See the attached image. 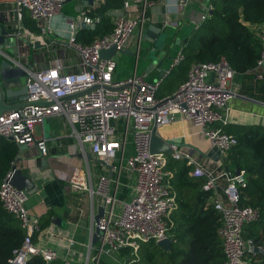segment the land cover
Returning a JSON list of instances; mask_svg holds the SVG:
<instances>
[{"label": "built area", "instance_id": "built-area-1", "mask_svg": "<svg viewBox=\"0 0 264 264\" xmlns=\"http://www.w3.org/2000/svg\"><path fill=\"white\" fill-rule=\"evenodd\" d=\"M67 1L14 0L13 11L18 19L21 20L27 10L40 29V33L35 34L19 25L12 33L19 53L20 47H25V58L29 53L28 42L40 41L46 44L45 47L50 46L46 38L47 33L52 31L50 20L62 13ZM105 1L94 0L93 6L100 7ZM169 1L178 9L191 4V0ZM149 5V0H123L124 10L137 8L140 14L136 17L117 16L113 30L90 44L77 42V33L83 28L82 24L96 26L101 17L91 15L88 8L81 7L77 15L66 19L72 28L69 46L79 54L76 61L68 63L59 58L46 67H36V64L29 67L30 64L12 59L28 75V95L23 106L0 113V137L14 141L18 146H35L45 156L49 152L48 138L37 136L35 127L44 124L50 117H62L72 128L70 136L77 138L84 150L88 146L90 152L106 162L112 171L121 170L128 136L132 134L134 137L133 152L125 164L129 171L136 174L131 199L118 213V200L109 193L111 181L106 175L100 177L98 192L103 193L108 209L96 224L103 230L98 251L89 253L84 264H100L103 255L120 264H131L136 260L131 258L138 254L142 243L171 237L172 214L178 202L169 181L172 173L167 170L168 154L150 150L154 125L159 128L181 115L191 120L224 156L238 143L234 134L217 126L229 123L230 102L240 96L235 88L237 70L225 57L218 61L193 63L179 88L163 97L158 95L163 78L152 82L146 79V73L134 72L124 79H116L117 63L114 58L101 57V50L112 47L117 51L124 49L137 28L147 21ZM211 9L212 4L202 14L198 26L210 17ZM256 28L260 30L262 49L252 73L255 78L264 79V27ZM0 54L10 57L1 48ZM184 60L185 53L180 50L173 58L171 69ZM172 147L171 157L186 160L192 166L190 174L202 178V190L211 194L209 201L220 214L218 233L223 240L225 264H251L249 254L257 250L253 241L244 236V227L257 221L261 212L257 207L241 204L242 188L248 184L246 169L236 167L233 170L223 161L210 165L201 157L182 151L177 145ZM119 152L121 160L116 162ZM12 172L11 168L1 183L0 201L19 220L25 236L13 250L7 264H27L34 256H42L45 262L51 263L59 258V254L54 248L35 243L34 235L41 231L40 221L31 217L26 207L29 192L12 184ZM84 177L85 174L75 175L71 179L72 185L93 193V188L88 186ZM127 249L130 254L121 262L118 254ZM258 250L264 251L262 248ZM64 264H71V260L65 259Z\"/></svg>", "mask_w": 264, "mask_h": 264}, {"label": "crops", "instance_id": "crops-1", "mask_svg": "<svg viewBox=\"0 0 264 264\" xmlns=\"http://www.w3.org/2000/svg\"><path fill=\"white\" fill-rule=\"evenodd\" d=\"M149 1L151 5L147 8V21L142 27L137 28V32L130 37L124 49L113 57L117 63L114 77L124 79L136 72L146 73V79L152 82L163 78L158 92V95L163 97L175 92L186 80L193 63L187 67L184 62H181L171 69L173 58L180 50L184 51L192 32L201 21L202 14L212 3L211 0H191L189 6L178 9L169 0ZM66 4L67 2L62 11L68 12L69 8L74 7V5L67 6ZM78 5L88 8L90 12L98 8L84 4ZM13 6L14 0H0V20L5 22L12 32H16L18 26L22 25L24 29L39 34L40 31L36 32L31 28L33 21H36L32 19L30 13L25 10L22 19L19 20L13 11ZM116 11H122L124 15L130 17L140 14L137 8L126 11L122 7L111 12L113 23L117 17L113 15V12ZM152 24L159 30H153L154 35L150 36L147 35L146 30ZM54 41L49 42L50 46L47 47L28 46L29 53L26 58L23 56L24 46L20 47V56H15L14 46L2 47L10 57L1 54L0 58H8L13 63L12 59H17L28 65L36 64V67H41L43 56L46 61V55H48L46 52L57 47L63 49L69 46L58 40ZM158 42H161V45H158ZM32 53L34 61L29 58ZM49 63L51 62L46 64ZM235 83L240 96L230 102L229 124L264 125V101L254 95L241 92L242 77H236ZM252 92L256 94L255 91ZM71 131L70 124L64 118H48L44 124L35 127L37 136L45 135L48 138V154L43 156L35 146H19L14 163L19 168H23L27 174L37 172L35 181L39 191L29 193L26 203L31 217L45 221V216L51 213L49 224L35 233V243L39 246L54 248L59 254L56 260L70 259L71 264H84L89 253H97L100 245V239L94 243L95 217L102 206L105 207V213L108 209L105 206L103 193L98 192L100 177L102 175L109 177L111 181L109 193L118 200L116 211L121 213L124 203L131 199L136 174L129 171L125 165L127 157L133 152L132 144L126 145L121 170L112 171L106 162L93 154V158L90 159L88 157L89 147L86 146L84 150L77 138L70 136ZM159 132L163 137L175 141L179 149L201 157L207 164L211 165L219 161L226 164V156L212 146L208 138L191 120L184 119L181 115H177L175 120L159 127ZM45 158L47 160L43 164L42 160ZM92 160L94 164H91ZM120 160L119 152L115 161ZM232 168L236 169V167ZM81 174H85L84 179L88 186L93 188V193L72 185L71 179ZM121 254H118V258L122 262L127 256L123 259ZM103 256V258L110 259L109 256Z\"/></svg>", "mask_w": 264, "mask_h": 264}, {"label": "trees", "instance_id": "trees-1", "mask_svg": "<svg viewBox=\"0 0 264 264\" xmlns=\"http://www.w3.org/2000/svg\"><path fill=\"white\" fill-rule=\"evenodd\" d=\"M211 3L210 17L194 29L184 49V64L189 67L195 62L218 61L225 57L237 70L236 77H242L241 92L264 101V79H257L252 73L262 49L260 30L256 27L264 26V0H211ZM122 7L123 0H106L92 10L91 15L101 14V21L94 28H81L76 41L90 44L111 32L114 28L111 12ZM31 28L40 31L34 21ZM217 126L238 139L225 161L230 168L247 171L248 185L242 190L241 204L259 208L261 215L244 227V236L256 247L264 249V125L228 123ZM18 151L19 146L14 141L0 137V186ZM167 170L172 173L169 181L178 202L172 214L174 224L169 231L176 241L170 251L164 250L155 240L142 243L137 257L131 258L136 259L131 264H225L223 240L218 233L220 214L209 201L211 194L202 190L203 179L190 174L192 166L186 160L171 157ZM50 217L49 212L45 221H40L41 229L49 224ZM24 236L25 230L19 220L0 201V264L8 263ZM153 245L163 251L162 258L155 251H145ZM128 254V249L123 250L121 256L124 259ZM249 256L251 264H264V251L257 250ZM27 264H64V261L47 263L42 256H34ZM100 264L110 263L102 259Z\"/></svg>", "mask_w": 264, "mask_h": 264}, {"label": "water", "instance_id": "water-1", "mask_svg": "<svg viewBox=\"0 0 264 264\" xmlns=\"http://www.w3.org/2000/svg\"><path fill=\"white\" fill-rule=\"evenodd\" d=\"M71 0H68L69 2ZM83 4L85 6H93L94 0H84ZM81 9V6H77V11ZM115 16L124 15V12H113ZM73 16H68L66 13H61L51 18L50 27L51 32L47 33L49 36V41L58 40L67 45L70 44L69 40L72 37V28L71 24L66 22V19H71ZM64 22V24H63ZM83 28H94L95 24L87 25L82 24ZM153 30H159L154 24L150 25L146 30L147 35H154ZM12 31L6 26L5 22L0 20V48L3 51L2 47L14 46L15 56H19V49L17 46L16 38L12 35ZM31 47H45L46 44L36 41L34 43L28 42ZM117 49L112 47L110 49L101 50L100 55L102 58H112L117 54ZM29 67H33V64H30ZM28 75L26 71L13 63L8 58H0V113L5 110H11L26 104L28 87H27ZM172 145H176L175 141L167 139L161 135L159 128L154 125L151 132L150 140V150L154 153L164 152L170 155L173 152ZM88 157L91 159L93 155L91 152H88ZM46 158L42 160V163H46ZM12 176L11 182L14 186L19 189H25L29 193L38 192L39 188L36 184L37 172H32L27 174L24 172L23 168H19L16 164L12 166ZM105 214V207L102 206L99 209V213L95 217L96 224L99 222L100 218ZM103 235V230L98 226L95 228L94 232V243ZM176 241L174 237H167L162 240L157 241V244L160 245L164 250L170 251L172 244ZM258 250V247H256Z\"/></svg>", "mask_w": 264, "mask_h": 264}, {"label": "rangeland", "instance_id": "rangeland-1", "mask_svg": "<svg viewBox=\"0 0 264 264\" xmlns=\"http://www.w3.org/2000/svg\"><path fill=\"white\" fill-rule=\"evenodd\" d=\"M83 2H84V0H71V1H69V2H67V6H70V5H74V7L73 8H69L67 11L68 12H65V11H62L63 13H66L68 16H75V15H77L78 14V11L76 10V6H78V4H83ZM66 10V9H65ZM135 32H137V30L135 31ZM47 39H50L49 38V36H47L46 37ZM158 45H161V42H158ZM50 52V53H49ZM49 52H46V54H48V55H46V61H44L45 59H44V56L42 57V64H41V67H46L48 64H46V63H48L49 61L51 62V63H53L56 59H59V58H62V59H64V60H66L68 63H70L71 61H76V60H78L79 59V54H78V52L73 48V47H71V46H67V47H65V48H63V49H61L60 47H57L56 49H53V50H51V51H49ZM0 56H1V54H0ZM51 56V57H50ZM34 57V55H33V53L31 54V56L29 57L30 59H33V61L35 60V58H33ZM51 63H49V64H51ZM46 64V65H45ZM120 129H121V131H123L124 130V127H123V125H122V123H121V125H120ZM132 144V146H134V137H133V135L132 134H130L129 136H128V146H130ZM168 160L171 158V155H168ZM91 164H94V161L92 160L91 161ZM94 166V165H93ZM97 185H95V187H96ZM129 200V199H128ZM184 245H182V247H183ZM186 246H187V241H186ZM185 246V247H186ZM145 251H155V252H157V256L159 255L161 258H162V256H163V251L160 249V248H158V247H156V246H148V248L145 250ZM166 256V255H165ZM103 260H105V261H107V262H109L110 264L112 263V264H115V263H117L115 260H113L112 258H110V259H106V258H103Z\"/></svg>", "mask_w": 264, "mask_h": 264}, {"label": "bare ground", "instance_id": "bare-ground-1", "mask_svg": "<svg viewBox=\"0 0 264 264\" xmlns=\"http://www.w3.org/2000/svg\"><path fill=\"white\" fill-rule=\"evenodd\" d=\"M55 42V41H54Z\"/></svg>", "mask_w": 264, "mask_h": 264}]
</instances>
